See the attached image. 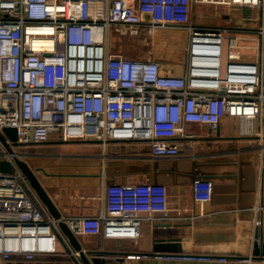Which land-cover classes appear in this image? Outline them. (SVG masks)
<instances>
[{
    "label": "built area",
    "instance_id": "2783aa9c",
    "mask_svg": "<svg viewBox=\"0 0 264 264\" xmlns=\"http://www.w3.org/2000/svg\"><path fill=\"white\" fill-rule=\"evenodd\" d=\"M223 4L255 14L257 27L188 26L184 69L176 74L153 58L110 52L111 28L136 37L154 31L156 19L141 20V0H0V129L16 130L12 150L51 138L101 145L133 141L145 144L151 157L174 158L194 136L187 126L214 132L225 116L238 119L240 136L264 137V123L256 121L264 111V0ZM243 50L252 59H243ZM1 148L0 160L11 162ZM210 194L209 182L193 181L195 204L202 206ZM102 201L97 215L56 220L19 170L0 173L1 257L32 260L55 252L64 242L59 220L74 235L135 241L144 222L164 221L169 210L162 191L145 179L106 185ZM251 260L250 254L240 259Z\"/></svg>",
    "mask_w": 264,
    "mask_h": 264
},
{
    "label": "crops",
    "instance_id": "0c3cea01",
    "mask_svg": "<svg viewBox=\"0 0 264 264\" xmlns=\"http://www.w3.org/2000/svg\"><path fill=\"white\" fill-rule=\"evenodd\" d=\"M225 7L223 0H141V20L145 23L156 19L157 22L150 37L144 30L137 36L139 45L145 46L147 39L151 42V52L142 50L138 54L145 53L144 57L170 65L174 73L181 74L186 43L183 58L178 57L175 45L169 47L159 38L160 30L185 27L187 42L188 26H200L195 21L203 17L199 8H213L215 17L208 16L204 10L206 18L215 21L220 16L221 27L248 23L249 10L244 13L246 11L237 7L239 17L233 20ZM235 21L242 22L237 25ZM175 35L170 32L173 41ZM241 55L243 59L253 57V53L246 50ZM256 121L264 123V111L262 118ZM186 131L194 136L183 141L179 155L174 158L151 157L147 146L141 142L111 141L101 145L96 141L58 142L54 138L22 148L36 153H19L24 155L22 159L34 171L61 216L99 214L103 209V189L112 183H136L145 179L165 195L169 209L167 219L153 225L144 222L137 240L75 235L83 251L114 252L109 257L115 259L113 264H241L240 258L251 254L255 231L264 242V137L240 136L238 119L228 116L220 120L214 132L203 125H189ZM195 179L211 185L210 199L202 206L195 204L192 198ZM255 221L259 223L256 225ZM174 236L187 243L188 250L182 253L214 258L164 259L167 253H152L154 240ZM63 241L56 244L55 252L37 254L31 261L20 255L7 259L0 255V264L79 263L78 254L77 257L70 255L69 251L76 252L64 238ZM218 257H225L226 261ZM249 264L264 262L251 260Z\"/></svg>",
    "mask_w": 264,
    "mask_h": 264
},
{
    "label": "water",
    "instance_id": "95a60500",
    "mask_svg": "<svg viewBox=\"0 0 264 264\" xmlns=\"http://www.w3.org/2000/svg\"><path fill=\"white\" fill-rule=\"evenodd\" d=\"M16 130L14 128L5 127L0 129V144L4 148L5 152L11 158V162L2 159L0 160V173L11 174L14 168L20 171V173L27 179L30 188L34 194L45 207L47 213L53 219H60L61 213L58 210L56 204L46 192L45 188L41 185L38 177L30 166L25 162L22 157L24 155L15 153L12 150V146L16 145ZM58 228L62 237L68 242L72 250H74L79 256V263L77 264H113L115 259L109 258L114 252L103 250H82V245L71 232L65 222L59 220L57 222ZM253 238L256 240L251 244V259L264 261V242L258 238V231H255ZM61 241V239H60ZM62 242V241H61ZM188 250L187 243L182 241V238L178 236L169 238H159L154 240L152 244V253H182ZM242 258V257H241ZM240 258V259H241ZM242 264V263H241Z\"/></svg>",
    "mask_w": 264,
    "mask_h": 264
},
{
    "label": "rangeland",
    "instance_id": "374dc122",
    "mask_svg": "<svg viewBox=\"0 0 264 264\" xmlns=\"http://www.w3.org/2000/svg\"><path fill=\"white\" fill-rule=\"evenodd\" d=\"M225 8H228L227 13L230 17L233 18V20H236L239 15L238 13L240 12L239 9L237 7L233 8V9H229V6H226ZM209 9V10H208ZM242 9V8H241ZM198 10H201V15H203L202 18H197L195 21L200 24V26H216V27H221L222 26V19H220V16L217 17V19L215 21H212L208 18H206V14L207 13L208 16L210 17H215V10L213 8H199ZM205 10V12H204ZM244 11H246L247 9H242ZM203 12V14H202ZM249 12V11H248ZM244 13H247L244 12ZM248 17L247 18H251L252 21L249 23H246V25H244L246 28L248 29H255L257 27V23L255 21V14L250 15V13H248ZM242 22V21H241ZM240 21H235L234 24H241ZM174 32L176 33L174 41L171 39L170 37V32ZM162 29L160 30V34H159V38L162 40H165L167 43V46H171V44H173V46L175 45V49H176V54L178 57L183 58L184 53H183V46L186 43V30L185 27H177L176 29ZM148 40V39H147ZM145 41V46L139 45L138 44V37L136 36H131L128 33L127 34H120L118 31H115L114 28H111L109 30V47H110V52H116L118 54H121L124 57H128V56H132L129 58H137V57H144L143 54H138L140 52H151V46H150V41ZM143 50V51H142ZM1 144H0V152L2 150L1 148ZM17 153L18 152H24V153H36L31 149H27V151L25 152V149H14ZM19 150V151H17Z\"/></svg>",
    "mask_w": 264,
    "mask_h": 264
},
{
    "label": "trees",
    "instance_id": "16d2710c",
    "mask_svg": "<svg viewBox=\"0 0 264 264\" xmlns=\"http://www.w3.org/2000/svg\"><path fill=\"white\" fill-rule=\"evenodd\" d=\"M39 255V254H38ZM26 260V259H25ZM33 260V259H32ZM27 261H31V260H27ZM72 263H73V261H72ZM74 264V263H73Z\"/></svg>",
    "mask_w": 264,
    "mask_h": 264
}]
</instances>
